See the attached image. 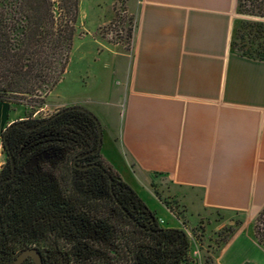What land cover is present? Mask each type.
I'll use <instances>...</instances> for the list:
<instances>
[{
    "label": "crops",
    "instance_id": "obj_1",
    "mask_svg": "<svg viewBox=\"0 0 264 264\" xmlns=\"http://www.w3.org/2000/svg\"><path fill=\"white\" fill-rule=\"evenodd\" d=\"M112 2L89 0L80 11L79 0V18L91 15L98 26L112 16ZM237 3L125 0L133 42L78 47L76 85L85 92L50 107L82 108L99 119L104 163L150 210L142 193L161 202L172 216L158 218L163 226L203 224L208 233L240 221L216 264H264L254 233L264 209V60L233 50ZM69 72L70 62L64 77ZM16 119L0 102V170L2 136ZM157 184L183 219L153 193Z\"/></svg>",
    "mask_w": 264,
    "mask_h": 264
},
{
    "label": "trees",
    "instance_id": "obj_2",
    "mask_svg": "<svg viewBox=\"0 0 264 264\" xmlns=\"http://www.w3.org/2000/svg\"><path fill=\"white\" fill-rule=\"evenodd\" d=\"M261 1L238 0L237 4L238 8L247 3L259 7ZM78 20L79 0H0V102L11 104L23 95L46 97L56 88L68 69ZM235 34L252 37V43H257L250 57L264 60L262 22L243 21ZM95 119L90 112L74 107L60 109L48 119H27L7 127L2 136L5 164L0 171V229L8 228L10 235L18 237L33 234L34 242L27 245L42 254L52 246L69 255L56 254L52 259L43 255V264H189L191 242L186 231L164 227L138 194L104 163L101 151L92 154L99 144ZM85 154L93 156L108 178L93 172L87 188L75 185L74 192L66 190L64 197L61 188L67 189L65 184H58L48 174L42 177L43 160L40 168L27 174L30 162L54 157L49 169L53 171L52 165L66 157L74 172L73 160ZM50 204L65 211L67 222L52 229L43 224L32 228L33 211ZM167 205L178 218H184ZM254 233L264 246V209L255 220ZM23 264L33 263L26 260Z\"/></svg>",
    "mask_w": 264,
    "mask_h": 264
},
{
    "label": "rangeland",
    "instance_id": "obj_3",
    "mask_svg": "<svg viewBox=\"0 0 264 264\" xmlns=\"http://www.w3.org/2000/svg\"><path fill=\"white\" fill-rule=\"evenodd\" d=\"M83 4H81L80 11L84 9L83 6L89 2V0H82ZM112 4H109L110 11L113 12L112 16L108 21L104 23H100L98 26H94L93 18L91 15L86 20H82L79 18L77 26H76V37L73 42V48L70 55V72L64 78V82L62 84H58L56 88L52 91L53 94L50 96V100L48 96H43L42 94H37L34 96L23 95L15 97L14 101H12L11 109L15 111L17 115V122L26 121L27 119L32 120H44L48 119L52 115H54L58 110L53 107H50L53 103L64 102L67 98L77 95L79 92H85L81 86L76 85L79 83V48L83 45L92 46L96 43L102 45H116L121 44L125 46H129L133 42L134 32L136 28L135 20L133 17L129 16L125 13L124 5L125 0H113ZM259 7L252 6L250 3L246 5H242V8H238L237 4V14L241 16L242 20L237 25V29H240V24L243 21H251V22H262L264 20V2L261 1ZM88 7L92 6V4H87ZM95 6V5H94ZM97 6V5H96ZM107 8V5H101ZM98 16V15H97ZM246 34V31L242 32ZM90 34V35H89ZM252 37L247 38H239L236 34L233 39V50L248 56H252L253 48L256 46V43H252ZM255 44V46H253ZM80 90V91H79ZM41 101L44 102V105H40ZM97 118V117H96ZM99 121V119L97 118ZM100 123V121H99ZM101 125V123H100ZM102 128V127H101ZM67 158L59 160L53 166V171L49 165H43L44 167L41 170L42 177H46L48 175L57 179L58 184H65L67 187V191H73L75 189L72 177V170L68 167ZM1 171V170H0ZM54 172V173H53ZM45 174V176L43 175ZM50 173V174H49ZM48 174V175H47ZM49 176V177H50ZM47 179V178H46ZM146 193V192H145ZM153 193L156 196L159 194L161 198V194L164 196L163 201L167 204L175 205L174 202L168 201V197L163 194V189L157 186H153ZM70 194V193H68ZM158 196V197H159ZM142 198L151 210L158 212V218H163V220L168 221L172 218L171 214L166 212L164 206L159 202V200L153 195L146 193H142ZM164 203V204H166ZM166 204V205H167ZM175 209L183 213V209L180 206H175ZM241 226L240 221H235L234 227L224 228L222 230L216 229L212 232L205 233V227L203 224H198V226L192 227L189 226L185 228L187 232L197 240V244L200 246V251L202 254V263L203 264H216L221 249L225 246V240L229 236L230 231L236 226ZM169 225H165L164 227H168ZM194 251V245H191L190 250V259L189 264H199L198 261L192 258V253ZM122 264V263H118Z\"/></svg>",
    "mask_w": 264,
    "mask_h": 264
},
{
    "label": "flooded vegetation",
    "instance_id": "obj_4",
    "mask_svg": "<svg viewBox=\"0 0 264 264\" xmlns=\"http://www.w3.org/2000/svg\"><path fill=\"white\" fill-rule=\"evenodd\" d=\"M56 158L57 157L42 159L39 158L38 161L30 162L27 168V174H30V172H32V170L36 167L37 169L40 168V166L38 165L40 164L41 160L44 161L41 164V168H43L44 164L49 165L48 163H51L49 161H52ZM73 165L74 172H72V176L74 186L77 185L78 187H81L82 185H85V187L87 188L90 185V182L92 181L90 179V181L88 182L89 176L91 175V173L97 171L102 173L103 178H108L106 170L102 168L96 161L93 160V156H90L88 154L76 156L73 160ZM66 190V188H61V194L63 195V197L66 194ZM60 207L62 208V206ZM42 209L43 210L33 211V223H31L32 228L35 227L36 224H43L44 226H48L50 227V229H52L67 222V216L65 211H57L51 204ZM48 237V240L51 241V234H49ZM34 240L35 239L33 234L18 237L16 235H10L8 228L0 229V264H13L22 252L29 249L38 250V248L35 246L27 245V243L34 242ZM40 253L42 255V258L44 255L47 259H52L57 256L56 254L63 253L65 254L63 256H69L66 251H62L60 248H53L52 246L46 247V250H44L43 254L42 252ZM28 261H31L34 264L31 258H29Z\"/></svg>",
    "mask_w": 264,
    "mask_h": 264
},
{
    "label": "water",
    "instance_id": "obj_5",
    "mask_svg": "<svg viewBox=\"0 0 264 264\" xmlns=\"http://www.w3.org/2000/svg\"><path fill=\"white\" fill-rule=\"evenodd\" d=\"M80 110L83 111L84 109L80 108ZM95 121L97 123V130L99 133V144H98L96 151L92 152V154H96V153L100 152L101 148H102V137H103L102 128H101V125H100L99 121L97 120V118L95 119ZM13 169L15 170L14 164H13ZM29 258H31L33 260L34 264H43L42 255L37 249H29V250L22 252L18 256V258L14 261L13 264H23Z\"/></svg>",
    "mask_w": 264,
    "mask_h": 264
},
{
    "label": "built area",
    "instance_id": "obj_6",
    "mask_svg": "<svg viewBox=\"0 0 264 264\" xmlns=\"http://www.w3.org/2000/svg\"><path fill=\"white\" fill-rule=\"evenodd\" d=\"M187 233V235L189 236V239H190V242H191V245L193 246L194 245V251L192 253V258L195 259L196 261L199 262V264H203L202 263V254H201V251H200V246L197 244V240L192 237L186 229H184Z\"/></svg>",
    "mask_w": 264,
    "mask_h": 264
}]
</instances>
